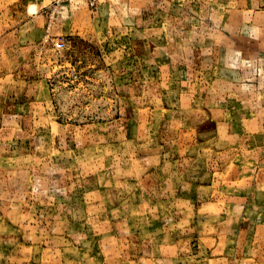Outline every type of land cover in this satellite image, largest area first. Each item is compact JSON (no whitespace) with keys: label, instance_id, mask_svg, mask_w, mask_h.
Segmentation results:
<instances>
[{"label":"rangeland","instance_id":"obj_1","mask_svg":"<svg viewBox=\"0 0 264 264\" xmlns=\"http://www.w3.org/2000/svg\"><path fill=\"white\" fill-rule=\"evenodd\" d=\"M0 264H264V0H0Z\"/></svg>","mask_w":264,"mask_h":264},{"label":"built area","instance_id":"obj_2","mask_svg":"<svg viewBox=\"0 0 264 264\" xmlns=\"http://www.w3.org/2000/svg\"><path fill=\"white\" fill-rule=\"evenodd\" d=\"M63 1H64V0H53V3H57V4H59V3L63 2ZM63 46H64V44L61 43V42H58V43L56 44V47H57L58 49H62Z\"/></svg>","mask_w":264,"mask_h":264}]
</instances>
